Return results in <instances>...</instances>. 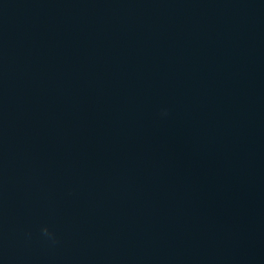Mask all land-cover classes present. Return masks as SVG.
Returning a JSON list of instances; mask_svg holds the SVG:
<instances>
[{"label": "water", "instance_id": "95a60500", "mask_svg": "<svg viewBox=\"0 0 264 264\" xmlns=\"http://www.w3.org/2000/svg\"><path fill=\"white\" fill-rule=\"evenodd\" d=\"M0 264H264V0H0Z\"/></svg>", "mask_w": 264, "mask_h": 264}, {"label": "clouds", "instance_id": "9594fccd", "mask_svg": "<svg viewBox=\"0 0 264 264\" xmlns=\"http://www.w3.org/2000/svg\"><path fill=\"white\" fill-rule=\"evenodd\" d=\"M42 231L45 235H49L47 228L42 229Z\"/></svg>", "mask_w": 264, "mask_h": 264}]
</instances>
